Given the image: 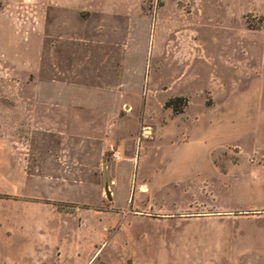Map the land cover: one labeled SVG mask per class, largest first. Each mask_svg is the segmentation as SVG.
I'll use <instances>...</instances> for the list:
<instances>
[{"label":"rangeland","instance_id":"374dc122","mask_svg":"<svg viewBox=\"0 0 264 264\" xmlns=\"http://www.w3.org/2000/svg\"><path fill=\"white\" fill-rule=\"evenodd\" d=\"M182 153L245 175L188 194ZM34 202L75 264H264V0H0V230Z\"/></svg>","mask_w":264,"mask_h":264},{"label":"crops","instance_id":"0c3cea01","mask_svg":"<svg viewBox=\"0 0 264 264\" xmlns=\"http://www.w3.org/2000/svg\"><path fill=\"white\" fill-rule=\"evenodd\" d=\"M177 155H181L178 158L182 159V161H180V166L182 168L174 173L171 177V181L176 183L181 191L187 192L188 194L194 191V193L197 192L200 196H213V188L216 183H221L226 185V188H231L236 181L240 180L239 177L245 175L244 173L242 175L236 174L237 169L240 168V163H234L232 161L226 163V171H222L216 160L218 156L210 155L207 157V160H204V164H200L197 163L199 157L195 154L182 153ZM145 156L146 155L140 157L139 165L145 160ZM11 158L13 159V157ZM247 165H250V163H247ZM9 167L14 168L15 162L10 160ZM251 175L256 176L258 174L254 171ZM143 178H145L144 175L140 177V180ZM146 184L148 186L147 181ZM8 189L11 190L14 188ZM15 189L23 192L28 188L26 183H24L18 187L16 186ZM203 206L209 207L211 210L206 211L195 219L201 223L205 222L211 224L213 227L218 225L217 222H228L236 217L239 219L243 217H254L253 215L234 214L241 210L221 209L205 204H203ZM40 209L41 208H38L34 202L33 208L27 207L24 211H21L18 216L7 215L4 222V229L0 230V241L8 246L6 248V253H0L2 264H75L76 259L78 262H84L80 258V253L76 251H81L80 248L83 250V247L85 248L90 245L92 239L91 234L78 232L75 235L74 232L71 234L70 232L62 233L52 231V228L49 227L47 223H49L50 219L57 216L51 215L43 217L37 213ZM15 223L19 224L18 227ZM39 224L40 226L43 224L46 230H38L37 225ZM7 228L10 230H6ZM215 228L218 229L216 234L221 237L224 234V230H220L219 227ZM222 228H224V226H222ZM16 238L24 240V243L23 246L18 248V252H12L11 246ZM259 260L264 259L258 258L253 261V263H259ZM229 264H235V261H231Z\"/></svg>","mask_w":264,"mask_h":264},{"label":"trees","instance_id":"16d2710c","mask_svg":"<svg viewBox=\"0 0 264 264\" xmlns=\"http://www.w3.org/2000/svg\"><path fill=\"white\" fill-rule=\"evenodd\" d=\"M187 105L188 98L182 95L169 97L164 103V106L166 108H171L175 114L182 113Z\"/></svg>","mask_w":264,"mask_h":264},{"label":"built area","instance_id":"2783aa9c","mask_svg":"<svg viewBox=\"0 0 264 264\" xmlns=\"http://www.w3.org/2000/svg\"><path fill=\"white\" fill-rule=\"evenodd\" d=\"M113 157L118 158L119 157V152L118 151L117 152H114L113 153Z\"/></svg>","mask_w":264,"mask_h":264},{"label":"water","instance_id":"95a60500","mask_svg":"<svg viewBox=\"0 0 264 264\" xmlns=\"http://www.w3.org/2000/svg\"><path fill=\"white\" fill-rule=\"evenodd\" d=\"M106 192H107V194L109 195V191H108V189H106ZM110 198V197H109Z\"/></svg>","mask_w":264,"mask_h":264}]
</instances>
